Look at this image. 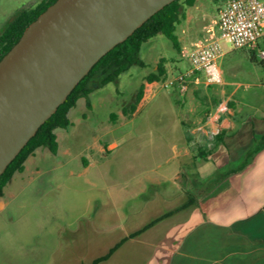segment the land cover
<instances>
[{
  "label": "crops",
  "instance_id": "0c3cea01",
  "mask_svg": "<svg viewBox=\"0 0 264 264\" xmlns=\"http://www.w3.org/2000/svg\"><path fill=\"white\" fill-rule=\"evenodd\" d=\"M226 1L210 11L201 0L184 5L176 26L180 53H157L146 62L150 71L161 57L167 59L168 75L188 66L186 52L219 34ZM223 49L218 64L239 52L249 57L262 52L227 43ZM219 67V83L208 82L201 71L190 79L181 93L190 120L177 116L154 154L146 153L145 136L113 153L117 141H102L113 129L100 135L90 122L98 102L90 101V92L77 136L71 122L62 128L60 145L55 129L56 152L45 145L36 148L4 186L0 264H91L112 248L97 264H264V148L243 164L253 138L264 134V104L253 111L235 99V91L226 90L234 81ZM229 73L235 76V69ZM144 83L133 114L159 82ZM246 83L260 86L258 78ZM200 84L213 86L221 97L204 112L196 94ZM165 147L171 155L161 153Z\"/></svg>",
  "mask_w": 264,
  "mask_h": 264
},
{
  "label": "water",
  "instance_id": "95a60500",
  "mask_svg": "<svg viewBox=\"0 0 264 264\" xmlns=\"http://www.w3.org/2000/svg\"><path fill=\"white\" fill-rule=\"evenodd\" d=\"M173 0H55L0 59V175L93 65Z\"/></svg>",
  "mask_w": 264,
  "mask_h": 264
},
{
  "label": "rangeland",
  "instance_id": "374dc122",
  "mask_svg": "<svg viewBox=\"0 0 264 264\" xmlns=\"http://www.w3.org/2000/svg\"><path fill=\"white\" fill-rule=\"evenodd\" d=\"M39 1L41 0H0V32L19 11L35 6ZM261 1L264 2V0ZM201 2L203 8L210 11L223 4L224 0H201ZM255 49L264 52V36L258 39ZM157 53L166 57L176 55L170 39L161 33L150 38L147 43L145 42L142 45L136 62L128 70L121 73L116 81L101 84L99 79H97L98 82H95L96 84L94 85L92 84L91 93L93 94L90 97V101L92 103L98 102L96 108L92 110L93 115L90 122L96 125L93 128L97 129L96 131L100 135L105 134L111 128L113 129L111 133L102 136V141H117L119 146L113 150V153L121 149L132 148L128 146L129 141L142 136L146 137V153H157L159 152L157 149L160 147L155 145L156 142L164 138V134L173 131L171 129L177 122V116L187 121L190 120L184 113L185 108L182 109L186 107L187 103L184 105L181 102L183 98L181 93L187 91L189 84L184 91L175 83L167 89L165 82L175 76L172 72L169 73L164 81L157 84L154 88L156 90L154 95L151 98L146 97V100L141 102L140 108L130 118L127 119L121 113L122 107L132 100L139 85L142 82H146L145 76L151 70L150 67L146 66V62L150 63ZM232 63L236 64L235 68H231ZM219 66L224 70L228 79L234 81V83L226 87V90H234V98L248 103L249 110H260V105L264 104V67L253 63L247 52H239L236 55L224 58L219 62ZM231 69H235V76L230 75ZM252 78H258L259 87L247 85L246 80ZM196 94L200 103V112H204L207 108L214 106L221 98L219 93L213 90V86L207 88L203 84L198 85ZM252 94H255L256 97H252ZM87 99V97H80L72 108L70 120L74 124V127L71 128L74 136H77L76 132L79 131L80 122L83 121L81 113L85 111ZM112 113L116 114L115 118L111 117ZM64 131L62 128L56 129L60 145L63 144L62 135H65ZM82 138L84 139V137ZM91 140L92 137H87L85 141L91 142ZM149 141L150 145L148 144ZM161 153L172 154L168 147L163 148ZM173 162L172 160L167 164H172ZM160 164H165V162H160ZM118 184L122 185L124 181H120ZM3 217L7 216L3 214Z\"/></svg>",
  "mask_w": 264,
  "mask_h": 264
},
{
  "label": "trees",
  "instance_id": "16d2710c",
  "mask_svg": "<svg viewBox=\"0 0 264 264\" xmlns=\"http://www.w3.org/2000/svg\"><path fill=\"white\" fill-rule=\"evenodd\" d=\"M55 0H41L35 6L19 11L0 32V59L19 39L27 25L32 22L42 11H44ZM195 0H173L159 11L149 17L141 26L129 35L124 41L116 44L106 52L90 69V71L77 83L67 98L61 103L56 111L38 128L36 133L27 141L20 152L7 165L0 175V195L3 188L14 172L23 168L24 161L36 148L47 146L51 152H56L58 141L55 133L57 128H65L71 124L68 116L69 110L76 104L80 97H87L92 90V84L99 79L101 84L116 81L119 75L128 70L137 60L142 45L158 33L164 34L172 43L176 53H180L181 46L176 34V26L183 16V6L192 5ZM256 43L248 45L251 48ZM256 56L250 55V60L264 67V52ZM167 59L161 57L156 69L145 76L146 82H161L167 76L165 67ZM145 83L142 82L136 90L132 100L122 107V113L130 117L138 106L143 94ZM112 118L116 114H111ZM264 148V134L255 136L250 147L244 154L243 164H247L255 154ZM114 250L112 248L106 255L95 259L91 264H97L101 259L106 258Z\"/></svg>",
  "mask_w": 264,
  "mask_h": 264
},
{
  "label": "built area",
  "instance_id": "2783aa9c",
  "mask_svg": "<svg viewBox=\"0 0 264 264\" xmlns=\"http://www.w3.org/2000/svg\"><path fill=\"white\" fill-rule=\"evenodd\" d=\"M219 34L209 35L186 52L189 65L165 82L178 84L184 91L198 72L206 75L208 82L219 83L222 73L218 61L224 54L223 43L241 48L254 43L264 35V2L261 0H227L219 14Z\"/></svg>",
  "mask_w": 264,
  "mask_h": 264
}]
</instances>
